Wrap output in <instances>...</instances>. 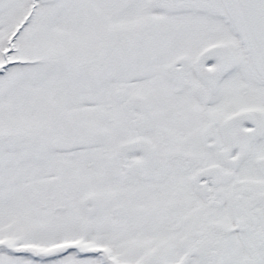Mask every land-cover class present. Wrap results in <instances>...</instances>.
Listing matches in <instances>:
<instances>
[{
	"label": "snow or ice",
	"instance_id": "snow-or-ice-1",
	"mask_svg": "<svg viewBox=\"0 0 264 264\" xmlns=\"http://www.w3.org/2000/svg\"><path fill=\"white\" fill-rule=\"evenodd\" d=\"M0 264H264V0H0Z\"/></svg>",
	"mask_w": 264,
	"mask_h": 264
}]
</instances>
